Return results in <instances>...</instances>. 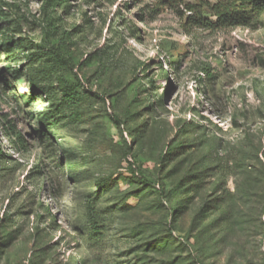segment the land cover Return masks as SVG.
<instances>
[{
	"label": "rangeland",
	"instance_id": "rangeland-1",
	"mask_svg": "<svg viewBox=\"0 0 264 264\" xmlns=\"http://www.w3.org/2000/svg\"><path fill=\"white\" fill-rule=\"evenodd\" d=\"M7 1L39 40L40 0ZM158 5L67 0L58 23L162 198L127 172L100 97L65 68L41 81L0 37V264H264V14L188 34Z\"/></svg>",
	"mask_w": 264,
	"mask_h": 264
},
{
	"label": "trees",
	"instance_id": "trees-1",
	"mask_svg": "<svg viewBox=\"0 0 264 264\" xmlns=\"http://www.w3.org/2000/svg\"><path fill=\"white\" fill-rule=\"evenodd\" d=\"M67 0H40V29L41 37L33 40L29 35L22 33L23 13L20 7L12 1L0 0V37L2 48L9 51L14 44L26 52L28 62L39 68V78L47 81L58 73L60 69L68 70L74 79L76 86L86 92H91L104 103L109 120L125 139V148L122 152V159L126 164L127 172L139 181L143 186L152 189L159 197H164V188L156 180L148 178L138 167L132 155V148L128 141V132L125 119L116 113L111 105L109 97L102 93L93 91L88 80L85 78L82 68L90 63L94 53H87L78 60H74L69 54V49L74 44L70 31L59 30L60 15L58 10ZM160 8L169 7L175 10L179 18V24L186 33H192L194 28L208 31L229 30L233 28L254 27L261 21L264 14V0H157ZM12 26V33L17 37L9 36V29ZM16 78L22 76L20 69ZM44 85L46 88L48 85ZM40 85L35 81L31 84V91L34 92ZM64 94H68L69 88L66 85L61 87ZM10 122L15 124V119ZM170 217L173 211L169 212Z\"/></svg>",
	"mask_w": 264,
	"mask_h": 264
}]
</instances>
